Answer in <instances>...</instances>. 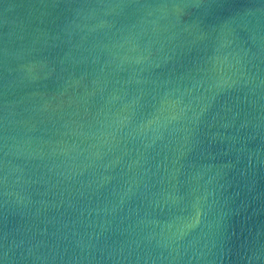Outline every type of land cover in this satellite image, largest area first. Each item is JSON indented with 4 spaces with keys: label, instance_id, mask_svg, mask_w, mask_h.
I'll use <instances>...</instances> for the list:
<instances>
[{
    "label": "water",
    "instance_id": "water-1",
    "mask_svg": "<svg viewBox=\"0 0 264 264\" xmlns=\"http://www.w3.org/2000/svg\"><path fill=\"white\" fill-rule=\"evenodd\" d=\"M0 264H264V0H0Z\"/></svg>",
    "mask_w": 264,
    "mask_h": 264
}]
</instances>
